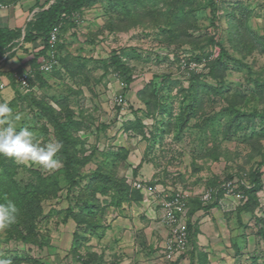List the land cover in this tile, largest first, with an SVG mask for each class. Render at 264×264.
Wrapping results in <instances>:
<instances>
[{
  "label": "rangeland",
  "instance_id": "374dc122",
  "mask_svg": "<svg viewBox=\"0 0 264 264\" xmlns=\"http://www.w3.org/2000/svg\"><path fill=\"white\" fill-rule=\"evenodd\" d=\"M75 12L59 65L45 83L33 79L32 93L71 123L79 183L67 178L62 149L55 157L61 167L52 172L0 155L6 160L0 167L10 168L19 189L39 187L47 194L34 227L22 231L27 238L0 232V260L264 264V0H96ZM114 51L129 67L132 85L114 65ZM21 92L8 102L0 98L23 114L18 130L28 128L45 143L61 141L50 113ZM120 96L125 103L118 102ZM191 105L196 113L186 122ZM247 113L260 114L252 122L254 115ZM143 159L156 171L158 180H148L161 183L156 187L172 186L196 204L219 205L210 224L193 218L198 235L191 242L188 233L183 253L169 257L157 246L150 255L141 250V239L118 236L117 228L136 216L132 211L141 212L135 207L143 194L134 185L133 164ZM96 170L111 177H95ZM258 171L263 187L249 204L222 190L232 180L245 192ZM211 187L214 198L203 204ZM147 193V201L157 204ZM244 205L248 209H240ZM19 215L26 218L22 210ZM74 215L85 223L78 225Z\"/></svg>",
  "mask_w": 264,
  "mask_h": 264
},
{
  "label": "trees",
  "instance_id": "16d2710c",
  "mask_svg": "<svg viewBox=\"0 0 264 264\" xmlns=\"http://www.w3.org/2000/svg\"><path fill=\"white\" fill-rule=\"evenodd\" d=\"M96 0H56L55 3H53L47 10H43L40 13H38L36 15V18L32 21L29 22L28 24V31L26 34V39H30L31 37L34 36V34H37L38 36H41L44 40V44H45V48L40 50L38 56L41 55H45L46 51H47V45H48V41H49V36H50V32L52 31V29L60 24L65 18L63 17V14H67V15H71L72 13H74L75 11H78L80 9H82L84 6H88L90 4H92L93 2H95ZM190 0H183V2H187ZM70 20L67 19L61 29V36L63 37L64 32H67V24H71L73 25L72 22H69ZM175 25V27L178 26L179 23L174 22L173 23ZM176 28H171V31L175 30ZM174 34V32H172ZM19 36V32L18 31H10L6 28H0V54L4 53L6 48L8 47V45L13 42L17 37ZM61 45V43H60ZM59 45V48H60ZM63 45V44H62ZM225 54V52L223 51L222 54L219 56V58L217 59V62H219V60L222 62V56ZM201 58V57H198ZM197 58V59H198ZM59 59H61V54ZM112 59H113V63L114 65L121 71L122 76L124 77V80L127 84L132 85L135 80L134 78L129 74V67H127L123 61L121 60V58L118 56L117 52H113L112 54ZM15 72V71H14ZM14 72L10 74L11 77V82H12V86L15 90L16 95H22V92L20 90V88L17 85L16 82V78L14 76ZM49 73L43 72L41 70H39V66H38V72L35 74V81H39L41 83H45L46 80L45 78L47 77ZM34 78L30 79L31 82V86L33 87L34 85ZM34 90L28 91L25 95V97H30L32 99V103L37 104L42 110L44 109V111H47L50 113V119L52 121V123L54 124L57 132H58V136L60 137L63 147H62V155H63V162H64V166H65V170H66V176L67 178H69V180L71 181L72 185H77L79 183V180H77V166L79 165L80 161L79 158H77L76 154L73 152L75 151V138L73 136V133L71 131V123L66 121H63L64 119L60 116H57L55 114L54 108L50 105H47L46 102L42 101L39 98H36L33 93ZM23 96V95H22ZM195 105H191V109H189V111L187 112V117H186V122L188 119H190V117H192L193 114L196 113L195 110ZM260 113H247L245 115H251L253 117L252 122L257 118V116ZM242 114H238L234 121H238V119L241 117ZM262 118L264 119V113L261 114ZM189 121V120H188ZM9 161V160H7ZM6 160H1V163H5ZM76 167V168H75ZM2 170H0V202H3L4 199H11L13 200L19 211L22 210L24 213H26V218H23L22 220H20V215L18 213V218H17V222L12 225L8 230L10 236H14L16 235V231L18 233H20V237L22 239L27 238V236L22 232L25 228L26 230L30 231L31 228H33L35 225V220L38 218V216H40L42 214V198L46 197L47 194L43 193L40 191V188L38 187L37 191H22L21 189L18 188V183L16 181V179L14 178V176L10 173H8V171H10L9 167L6 166L5 168H7L6 170H4L2 167H0ZM134 172L136 170V168L133 169ZM7 171V174H6ZM93 175L95 177H99L102 180H107L106 178H110L111 175L107 172H105L104 170H96L93 172ZM79 176V174H78ZM98 178V179H99ZM250 188H245V192L248 194L249 196V200L246 204H249L250 201L255 198L256 194L262 189V174L261 172H256L253 174V177H251L250 179ZM119 183L117 182V185ZM86 191L88 190L85 189ZM46 191V190H45ZM95 192H97V190L95 189ZM104 194L107 193V190L103 191ZM96 194H94L93 196L95 197ZM94 197L91 199H94ZM217 202H215L214 204H211L209 206H204L201 203H194L193 200H191L190 203V209H189V218L187 221V228H188V233H189V239L190 237L192 239H196L197 235H198V231H197V226L195 225V223L192 220V216L195 214V212L199 209H206V208H212L216 204ZM193 204V206H192ZM246 206L244 205L242 208H245ZM246 209H248V207H246ZM73 210L69 209V212L71 213ZM28 218V224H25L24 220H26ZM74 220L78 223V225H82L83 223H85L83 220H79L78 216L74 215ZM90 224H93V222H90ZM21 230V231H20ZM191 241V239H190ZM192 242V241H191ZM194 244V243H193Z\"/></svg>",
  "mask_w": 264,
  "mask_h": 264
},
{
  "label": "crops",
  "instance_id": "0c3cea01",
  "mask_svg": "<svg viewBox=\"0 0 264 264\" xmlns=\"http://www.w3.org/2000/svg\"><path fill=\"white\" fill-rule=\"evenodd\" d=\"M55 2L56 0H0V28L19 32V36L8 45L4 53L0 54V82L4 81L8 83L5 89H0V98L5 100V102L10 101L15 95V90L11 85V73L15 71V75L16 72L28 70L32 73V78L36 77L35 74L38 72V66L43 58V55L38 56V54L43 47L44 40L37 34H34L30 39H26V34L29 30L28 24L36 18L38 13L47 10ZM66 37H68V34H66ZM66 37L64 33L63 39H66ZM63 42H66L68 45L67 40H63ZM137 166L140 168L139 171L136 169L134 172L137 178L143 180H158L157 177L154 178L156 171L148 159H145L143 163L142 161L138 163L134 162L133 168H137ZM143 199L142 195L141 205L135 203V207L138 206L141 212L138 214L136 210H133L132 213L136 216L133 219L128 218L126 224L123 223L126 228H123V226L117 228V232L118 236L123 237V239L128 238V241L132 240V237H135L134 241L138 238L141 239L140 241H143L141 246L145 248H141V250L147 249L145 253L151 255L157 246H160L162 249L163 244L168 238L169 231L162 220V209L156 206V204L143 201ZM216 209L217 207L199 209L192 216V220L195 217L201 224L205 222L208 225L212 222V219H215L214 214ZM139 215H142V218H139ZM119 231L122 232V235ZM146 236L150 238L148 237L147 239ZM119 243L121 245L123 242L120 240Z\"/></svg>",
  "mask_w": 264,
  "mask_h": 264
},
{
  "label": "clouds",
  "instance_id": "9594fccd",
  "mask_svg": "<svg viewBox=\"0 0 264 264\" xmlns=\"http://www.w3.org/2000/svg\"><path fill=\"white\" fill-rule=\"evenodd\" d=\"M24 119L22 113L13 112L9 107L8 103H0V155L13 159L18 163L30 162L42 168L43 170L52 172L57 171L61 167V162L56 159V154L61 151L63 144L61 141H49L43 142L34 132L28 128L20 127L18 130V123ZM138 168V166H137ZM136 168V169H137ZM146 181L151 185H158L160 183L152 184L148 180L138 178V181ZM137 181V180H136ZM231 181V180H230ZM161 185V184H160ZM248 188L251 187L250 182L245 184ZM225 186V184H224ZM172 187V186H171ZM213 190L214 188L211 187ZM138 189V188H137ZM210 189V188H209ZM140 190V189H138ZM222 190H226L223 188ZM143 194V201H147L148 195L145 191L140 190ZM234 193H241L244 195L243 198H239L240 202H248L249 197L243 190L235 189ZM214 198V191L212 199ZM218 196L215 197L217 200ZM156 200V199H154ZM191 200L189 199L188 212L186 219L189 218V209ZM215 200V201H216ZM203 204L204 200H200ZM156 206L160 207L163 211L162 220L170 230L169 225L165 222V209L160 204L159 200H156ZM240 202H236V209L241 206ZM205 206V205H204ZM19 209L16 203L11 199H4L0 202V232L9 229L12 225L17 222ZM169 235V234H168ZM168 239V238H167ZM167 240L163 244H166ZM162 246V249H163ZM0 264H10V261L0 260Z\"/></svg>",
  "mask_w": 264,
  "mask_h": 264
},
{
  "label": "built area",
  "instance_id": "2783aa9c",
  "mask_svg": "<svg viewBox=\"0 0 264 264\" xmlns=\"http://www.w3.org/2000/svg\"><path fill=\"white\" fill-rule=\"evenodd\" d=\"M1 5V4H0ZM65 18L60 24L56 25L52 31L50 32L49 41L47 45L46 54L40 61L39 70L50 73L59 65V57H60V43L63 42V38L61 36V29L64 22L71 18H76V12L71 15L63 14ZM45 44L40 49H44ZM15 78L18 87L23 91H31L36 88L31 86L30 79L32 78V73L28 70L23 72H16ZM8 83L1 81L0 89H5ZM119 103H125V99L123 96L118 98ZM135 187L145 191L147 195V191L150 190V195L160 201V204L165 209V222L169 225V235L166 244L163 246V251L167 254V256L171 257L176 253H183L188 248V228H187V219L186 215L188 212V194L182 195L180 192H173V187L168 186V190H161L159 187L152 186L146 181L137 180L135 182ZM228 190H233L235 192V185L232 180L225 183L224 186ZM213 189H207L208 194L204 195L202 200L209 201L213 196ZM240 198H243L244 195L241 193H237ZM150 196V197H151Z\"/></svg>",
  "mask_w": 264,
  "mask_h": 264
}]
</instances>
